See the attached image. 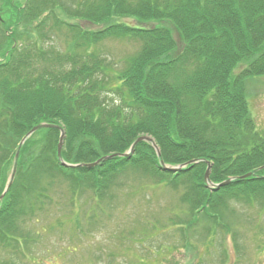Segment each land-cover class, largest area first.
<instances>
[{
	"label": "trees",
	"instance_id": "16d2710c",
	"mask_svg": "<svg viewBox=\"0 0 264 264\" xmlns=\"http://www.w3.org/2000/svg\"><path fill=\"white\" fill-rule=\"evenodd\" d=\"M64 1L0 0V196L20 149L15 180L0 201V250L24 256L31 240L20 225L59 205L52 189L60 177L59 186L67 181L71 187L59 198L70 193L76 200L88 190L99 198L110 190L107 182L129 167L144 168L181 195L184 219L176 215L167 222L180 232L183 250L211 249L220 231L232 235L238 249L240 220L255 227L264 216V136L247 98L248 81L264 77V0H82L76 13ZM72 20L103 28L89 31ZM165 22L179 33L181 49ZM51 33L54 40H46ZM109 37L141 42L113 78L107 58L93 50ZM43 123L50 127L20 147ZM62 131V157L75 167L58 159ZM144 136L155 141L160 157L151 142L142 141L130 158L88 166L125 154ZM190 161L199 162L178 172L161 164ZM209 164L210 182L230 183L208 188ZM231 199L249 207L246 214L230 208ZM220 257L228 259L226 249ZM27 262L21 257L15 264Z\"/></svg>",
	"mask_w": 264,
	"mask_h": 264
},
{
	"label": "rangeland",
	"instance_id": "374dc122",
	"mask_svg": "<svg viewBox=\"0 0 264 264\" xmlns=\"http://www.w3.org/2000/svg\"><path fill=\"white\" fill-rule=\"evenodd\" d=\"M66 1L68 2L62 3L63 6L68 12L72 10L75 13L76 7L82 2ZM60 16L66 18L64 13H60ZM4 19L7 20L8 17L5 16ZM68 22L81 25L89 31L103 28L102 24L82 20ZM117 22L148 28L155 26L153 23L143 24L131 18H119ZM164 26L172 30L178 49H181L179 33L168 22ZM50 30L47 27L45 32ZM54 34H49L50 37L46 40H54ZM64 34L72 32L66 29ZM140 47V40L109 37L94 46L93 50L107 58L111 70L109 75L113 78V73L121 70L125 60L136 54ZM59 50L62 52V47ZM247 95L257 130L264 136V77L248 81ZM38 148L39 145L34 146L31 153L35 150L37 153ZM13 167L12 162L6 173L4 191L13 174ZM61 178L52 189L56 194L54 201L59 205H55L49 214L36 216L34 220L20 225L23 235L28 236L32 244L26 250L22 249L24 256L21 257H26L28 264H40V261L43 264H264V216L258 221V227H250L246 225V221L240 220L243 223L238 225V249L232 235L220 231L218 235H214V246L211 249L207 245L199 246L200 252L192 253L182 249L184 241L181 240L180 232L173 230L167 222L176 215L184 219V210L181 208L185 206H182L181 195L170 188V183L156 181L144 168L129 167L117 177L114 176L112 181L107 182L111 185L110 190L99 195V198L89 190L79 194L76 200L70 193L59 198L60 191L68 192L70 188L67 186L71 187L67 181L59 186L63 180ZM180 184L185 189L186 184ZM73 202H76L75 206ZM229 206L242 215L249 210V207L237 199H231ZM76 210L80 224L75 222L73 216ZM38 234L40 242H33L38 240ZM17 240L21 247L23 240ZM220 242L224 244L223 247L219 246ZM222 249H226L227 260L220 257ZM173 251L176 252L174 255L171 254ZM200 253L199 259L194 257ZM21 257L13 248L0 250V262L15 264Z\"/></svg>",
	"mask_w": 264,
	"mask_h": 264
},
{
	"label": "water",
	"instance_id": "95a60500",
	"mask_svg": "<svg viewBox=\"0 0 264 264\" xmlns=\"http://www.w3.org/2000/svg\"><path fill=\"white\" fill-rule=\"evenodd\" d=\"M47 127H50V125L48 124H41V125H38L36 127H34L28 134L26 137L23 138V140L21 141L20 143V147H22V145L27 141L28 138H30L34 133H36L37 131H39L40 129L42 128H47ZM64 137H65V134H64V131H62V134H61V138H60V143H59V146H58V159L60 161V163L62 164V166H65V167H73L72 165H69L68 163H66L62 157V149H63V145H64ZM142 141H148V142H152V145L155 147V149L157 150V154L158 156L160 157L161 156V151L160 149L157 147L156 143L154 141H152L151 139H149L148 137H140L138 140H136V142L131 146L130 150L125 153V154H122V155H112V156H108V157H105L101 160H99L98 162L94 163V164H91V165H88L89 167H96L98 166L102 161H105V160H108V159H113L115 157H123V158H130L134 152H135V148L136 146L138 145V143L142 142ZM20 157V149L18 150L17 154H16V161H15V165H14V169H13V174L10 178V181L7 185V188L5 190V192L3 193V195L0 197V201L4 198L5 194L7 193V191L9 190L10 186L12 185L14 179H15V176H16V171H17V164H18V159ZM197 162L199 161H191V162H188L187 164L185 165H182V166H178V167H169L167 165H165L163 162H161L162 166H163V169L166 170V171H172V172H178V171H181L182 169H185L188 165L192 164H196ZM210 173H211V165L209 164L208 165V169H207V172L205 174V183L207 184V187H211L212 189H218L224 185H227L228 183H230V181H227V182H224L218 186H215L212 182H210ZM251 176V174H248L246 176H243L242 178H247Z\"/></svg>",
	"mask_w": 264,
	"mask_h": 264
}]
</instances>
